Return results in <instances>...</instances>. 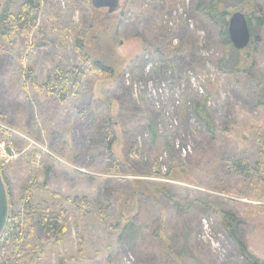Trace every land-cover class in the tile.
I'll return each mask as SVG.
<instances>
[{"label": "rangeland", "instance_id": "rangeland-1", "mask_svg": "<svg viewBox=\"0 0 264 264\" xmlns=\"http://www.w3.org/2000/svg\"><path fill=\"white\" fill-rule=\"evenodd\" d=\"M6 1L0 0V9ZM22 1L9 0L13 13ZM40 1L43 37L13 44L0 39V167L13 208L20 207L24 189L34 181L41 186L33 192L37 206L67 211L68 235L61 245L45 247L41 264H170L167 252L181 264H249L238 241L264 264V182L253 186L225 165L230 156L251 164L258 159L255 137L264 129V20L259 24L252 17L253 38L259 39L228 51L218 66L227 49L219 26L195 9L197 0H120L112 13L106 8L93 13L90 0ZM256 2L264 15V0ZM107 14L119 23L118 74L88 78L64 104L35 91L27 70L38 85L45 81L57 30L66 29L64 57L71 64L75 32L85 34L92 54L105 50L98 36L102 26L94 19ZM162 36L173 37L176 45L185 42L177 68L163 67L153 51ZM138 56L146 61L143 78L132 63ZM202 100L214 134L192 112ZM105 126L113 138L112 153L106 149L112 140L100 132ZM133 143L136 158L127 151ZM155 160L161 174H169L166 178L136 177L128 169L142 175ZM114 164L119 174L108 172ZM134 177L164 186L168 193H158L162 209L148 197L131 194ZM73 197L89 200V214L66 200ZM196 197L205 203L176 212L175 199ZM218 210L238 218L234 237L228 236ZM128 217L132 225L126 224ZM77 233L85 243L81 261L73 259Z\"/></svg>", "mask_w": 264, "mask_h": 264}, {"label": "trees", "instance_id": "trees-1", "mask_svg": "<svg viewBox=\"0 0 264 264\" xmlns=\"http://www.w3.org/2000/svg\"><path fill=\"white\" fill-rule=\"evenodd\" d=\"M256 1L257 0H197L195 9L200 11L210 22H214L219 26L221 44L227 49V52L218 62V66H221L226 61L228 51L234 48L229 40L227 32L228 19L231 13L242 10L247 19L249 28L250 19L252 17H256L259 24L263 22L264 15L261 13V9ZM91 8L93 13H97V8L93 6ZM41 13L42 3L40 0H23L19 5L17 13L12 12L11 4L9 0H7L0 9V39L4 40L7 44H13L19 38H33L35 40L38 37H43L46 34V29L40 23ZM97 19L99 25L102 26L98 36L100 41L103 42L105 50L102 51L99 49L92 54L91 49H87L85 34L80 31L75 32L71 36L73 41L74 62L70 64L64 57L67 40V35L64 34L66 29L59 28V30H57L55 52L51 61L52 65L50 66L45 81L38 85L31 77V68L27 70L29 72L27 74L28 78H30V82L35 91L52 96L58 103L64 104L70 98L80 93L82 86L88 78H100L103 76L114 77L118 74L115 70L116 59H114V50L118 44L116 34L119 23L115 25L111 20L112 16L108 14L95 17L94 21L96 24ZM250 34L251 39L249 44H253L259 38H253L251 28ZM161 39L163 41L161 42L160 40L157 47L153 50L154 53L159 56L163 67L168 69L171 67L177 68L178 64L176 63V59L183 56L185 42L182 40V42L177 45L173 44V37L171 36L166 38L162 36ZM146 47L147 43L144 41V48L147 49ZM132 63L139 77L143 78L146 63L143 56H138ZM135 63H137V65ZM186 63L187 62H184L182 66L187 65ZM192 109L196 119L203 124L209 132L214 134L215 128L207 111L205 100L195 102ZM108 123L110 125L114 123L112 117L109 119ZM100 132H102L107 140H112L106 145V149L112 153L113 138L108 131V127L105 126ZM255 140L260 149L256 162L251 164V162L245 158L230 156L226 158L225 165L228 172L236 174L253 186H259L264 182V129H259L257 131ZM127 151L132 158L137 157L136 144H129ZM32 160L35 161L33 156ZM119 162L121 165L125 164L124 161ZM108 169L110 173H120L119 166L116 164ZM128 169L131 175L136 177L153 176L155 178H166L169 175L168 173L166 175L161 174L160 165L157 160L153 161L148 173H143L142 175L136 174V172L130 168ZM0 173L5 187H7L9 185L7 183V177L1 167ZM38 188H41V186L31 181L23 191L20 198V207L18 209L13 208L11 192L9 190L7 191L9 209L6 226L0 237V264H41L45 247L49 245L59 246L66 239L70 230L67 211L62 208L55 209L52 206L43 208L37 206L34 202L33 192ZM130 192L137 197H148L159 209L162 208L158 193H168L167 190L164 189V186H159L155 184V182L140 177H134L130 181ZM66 200L71 203L73 207L81 211L82 214H89L91 203L87 198L73 197L66 198ZM201 200L202 199L198 197L185 201L175 199V205L173 206L177 213L189 212L195 207L196 201L201 202ZM201 203L204 204L205 202L202 200ZM205 205L209 207L208 204ZM216 213L221 218L228 236L231 238L234 237L233 228L239 224L238 218L233 213L226 210H218ZM125 222L127 225L133 224V220L130 217H128ZM113 228L117 229L118 227L114 224ZM121 231H124V229ZM76 239L77 252L76 257L73 259L81 261L85 256V243L80 233L76 234ZM237 244L241 254L248 260L249 264H259L257 260L250 256L249 251L243 243L238 241ZM168 247L169 249L171 248L169 244ZM166 256L170 264H181L177 256L171 255L168 252Z\"/></svg>", "mask_w": 264, "mask_h": 264}, {"label": "water", "instance_id": "water-1", "mask_svg": "<svg viewBox=\"0 0 264 264\" xmlns=\"http://www.w3.org/2000/svg\"><path fill=\"white\" fill-rule=\"evenodd\" d=\"M94 8H107L109 12L115 11L119 7L120 0H90ZM227 32L232 46L236 50H241L249 45L251 34L245 15L240 11L230 14L227 25ZM8 194L0 173V237L6 226L8 217Z\"/></svg>", "mask_w": 264, "mask_h": 264}, {"label": "built area", "instance_id": "built-area-1", "mask_svg": "<svg viewBox=\"0 0 264 264\" xmlns=\"http://www.w3.org/2000/svg\"><path fill=\"white\" fill-rule=\"evenodd\" d=\"M1 149H2V147H1ZM4 157H8L7 155H4Z\"/></svg>", "mask_w": 264, "mask_h": 264}, {"label": "flooded vegetation", "instance_id": "flooded-vegetation-1", "mask_svg": "<svg viewBox=\"0 0 264 264\" xmlns=\"http://www.w3.org/2000/svg\"><path fill=\"white\" fill-rule=\"evenodd\" d=\"M104 8H105V7H104ZM106 9H107V8H106ZM107 11H108V9H107ZM108 13H112V12H109V11H108Z\"/></svg>", "mask_w": 264, "mask_h": 264}]
</instances>
